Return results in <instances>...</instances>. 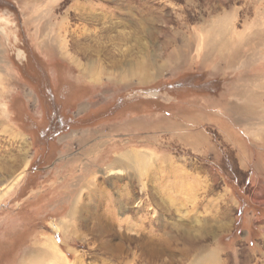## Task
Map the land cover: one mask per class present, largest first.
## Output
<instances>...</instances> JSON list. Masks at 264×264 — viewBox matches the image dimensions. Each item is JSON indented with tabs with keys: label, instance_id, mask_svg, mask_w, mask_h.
I'll use <instances>...</instances> for the list:
<instances>
[{
	"label": "rangeland",
	"instance_id": "374dc122",
	"mask_svg": "<svg viewBox=\"0 0 264 264\" xmlns=\"http://www.w3.org/2000/svg\"><path fill=\"white\" fill-rule=\"evenodd\" d=\"M50 238L264 264V0H0V264Z\"/></svg>",
	"mask_w": 264,
	"mask_h": 264
},
{
	"label": "bare ground",
	"instance_id": "6f19581e",
	"mask_svg": "<svg viewBox=\"0 0 264 264\" xmlns=\"http://www.w3.org/2000/svg\"><path fill=\"white\" fill-rule=\"evenodd\" d=\"M178 51L176 53H173L174 55L172 54L170 56L172 58L177 57V59L180 62H182V60L186 58V53L183 50H178ZM242 121H244V120H242ZM125 156H126V158H128V157H131V154L127 153V154H125ZM53 239L54 238H50L48 240V243L47 244H44V243L41 244L40 245L41 249H37V250H33L32 251L33 253H31V255L37 256L36 258H38V260H39L38 262H34V264H66L65 263V260L62 258V256H60V254H59L60 250H59L58 246L56 245V242Z\"/></svg>",
	"mask_w": 264,
	"mask_h": 264
}]
</instances>
